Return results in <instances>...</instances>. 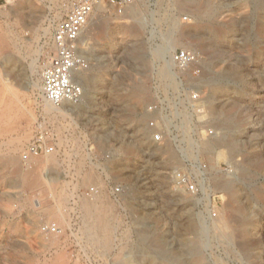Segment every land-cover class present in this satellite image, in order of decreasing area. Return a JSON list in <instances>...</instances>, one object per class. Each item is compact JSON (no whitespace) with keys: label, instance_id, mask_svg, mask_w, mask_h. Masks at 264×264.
<instances>
[{"label":"rangeland","instance_id":"obj_1","mask_svg":"<svg viewBox=\"0 0 264 264\" xmlns=\"http://www.w3.org/2000/svg\"><path fill=\"white\" fill-rule=\"evenodd\" d=\"M63 1H0V107L12 115L0 127V264H264V0H136L133 12L119 17L109 7L95 11L80 38L90 64L82 71V102L64 104L49 120L30 90L41 84L50 52V33L36 28L43 20L47 28L51 9ZM171 36L180 37L173 46ZM165 44L171 54L187 49L204 59L199 83L206 108L213 89L220 90L216 102L232 106L223 111L230 120L194 118L196 131L205 120L215 133L205 141L212 151H193L209 168L217 196L218 219L210 224L172 188L173 150L149 142L144 110L162 93L153 53ZM42 119L55 135L54 164L23 178L19 169L30 161L20 155ZM19 142L22 150L13 154ZM228 142L233 151L220 147ZM111 184L126 189L120 206ZM90 187L99 191L92 234L82 207ZM38 201L58 210L61 224L38 215ZM44 224L63 231L55 247L44 245ZM203 228L211 229L201 238Z\"/></svg>","mask_w":264,"mask_h":264},{"label":"built area","instance_id":"obj_2","mask_svg":"<svg viewBox=\"0 0 264 264\" xmlns=\"http://www.w3.org/2000/svg\"><path fill=\"white\" fill-rule=\"evenodd\" d=\"M6 3L7 0H0ZM136 0H71L62 4L64 15L51 23L47 45L50 52L41 71V97L55 108L64 104L80 105L82 87L76 83L75 74L89 67L88 59L82 54L81 34L89 24L100 2L108 5L115 16H122ZM203 58L198 53L179 49L170 55L174 86L160 87L151 103L145 107L149 115L146 128L149 142L156 147L169 146L178 159L171 171L172 188L184 195L194 205L195 211L210 224L218 219L216 195L210 189L212 175L207 165L195 155L194 148L215 135L211 128L201 123L195 130L194 118L206 116L204 95L199 83ZM55 135L45 119L35 125L34 135L20 155L23 163L33 158L50 156L57 152ZM226 170H224L225 172ZM98 189L90 187L82 194L93 198ZM126 189L121 184H111L110 196L121 205ZM210 226V225H209ZM39 231L45 237L60 236L62 230L55 224H44Z\"/></svg>","mask_w":264,"mask_h":264},{"label":"bare ground","instance_id":"obj_3","mask_svg":"<svg viewBox=\"0 0 264 264\" xmlns=\"http://www.w3.org/2000/svg\"><path fill=\"white\" fill-rule=\"evenodd\" d=\"M71 0H64L63 2H70ZM7 2L9 4H12L13 3V0H7ZM134 5V4H133ZM133 5L128 7L130 9V11L132 10L133 12ZM106 7H109L108 5L107 6H104L102 4V2L99 3L96 11L100 12V13H104L107 9ZM110 8V7H109ZM52 12L54 13L52 19L49 20L48 22V26L47 28H43L42 27V24H44L45 20L42 21V24L39 25V28H36V31H39V32H42L44 35H48L50 33V24H51V21H55V20H59L60 18V14L62 12H64V8L62 6V3L61 5L60 4H55L54 5V8L51 9ZM32 19V18H31ZM47 21V19H46ZM101 22H102V19L101 18H96V23L98 25H101ZM107 23V22H106ZM123 23V22H122ZM104 24V23H103ZM180 39V37H175V36H171L169 39H168V45L170 46H173L175 42H178V40ZM5 41V40H4ZM1 42V41H0ZM167 42V41H166ZM3 43V42H2ZM165 43V42H164ZM4 44V43H3ZM2 45V44H1ZM6 46V45H5ZM10 46V45H9ZM1 49V48H0ZM81 50L83 51V48L81 47ZM170 49L168 48L167 44L165 45H160L153 53V56L155 59H157L161 65L158 69V75H159V78H160V82H161V86L162 88H165V87H172L174 86V75L171 71V62H170ZM38 60H39V55L36 56V59L33 61V73H36L35 71V68L37 67L36 64L38 63ZM41 70V68H40ZM42 71V70H41ZM171 71V72H170ZM75 81L76 83H78L82 88H84L85 84H86V78L84 77L83 73L82 72H77L75 74ZM202 82V81H201ZM5 90H7L8 88H4ZM9 90V89H8ZM30 90L31 92L33 93V95H39V97H41V93H40V90H41V84L38 83V84H32L30 86ZM200 90H201V87H200ZM202 91V90H201ZM220 93V90L219 89H213L212 92H211V96L210 98H208V103H207V108L206 106L204 105V108L206 110V113L209 114L210 118L212 120H228L231 115H224L223 111L224 109H228L227 111H229L230 109H232V106L228 105L227 103H220L219 101L216 102V96ZM140 94V90L137 89L136 91V95L138 96ZM204 94V93H203ZM14 95V94H13ZM15 96V95H14ZM140 96V95H139ZM4 99V98H3ZM42 99V97H41ZM139 99V97H138ZM1 100V99H0ZM218 100V99H217ZM224 100V99H223ZM220 101H222V99H220ZM228 101V100H227ZM18 102V101H17ZM138 102V101H137ZM229 102V101H228ZM42 114L43 116H46L49 120L52 118L51 115L54 113V111H59V108H55L53 106H51L50 104H48L47 102H45L43 99H42ZM230 103V102H229ZM4 105V104H3ZM235 105V104H234ZM1 106V104H0ZM5 106V105H4ZM8 112H9V107L6 106L5 108H2L0 107V127L7 124L9 122V117H8ZM10 113V112H9ZM61 114V113H60ZM11 115V113H10ZM28 115V114H27ZM12 116V115H11ZM230 120V119H229ZM137 140V139H136ZM223 146H228L230 148L231 151L234 150V146L231 145L230 142L228 143H221L220 144V147H223ZM198 147L205 150V151H212V148L207 146L206 142H201L200 144H198ZM127 150L130 151V152H135L134 149L132 148V146L130 145H127ZM22 150V142H19L18 145L13 149V154ZM163 150V149H162ZM159 152V151H158ZM221 152V150H220ZM221 154V153H220ZM53 156L54 155H51V156H46L45 158H43L44 160L42 162H36L34 159H31L30 162H28L25 166V168H20L19 171L22 175V177H26V176H29L31 175L36 169L40 168V166H43V171H44V167H49L50 164H54V160H53ZM41 159V158H40ZM43 176V174H42ZM37 178V176H36ZM45 179V177H44ZM46 181V186H47V189L48 191L50 192L51 195H53L54 193V187L52 186L51 184V181L49 180V178L45 179ZM224 188L227 190V191H230L232 192L233 191V188L231 186H229V184H226V185H223ZM224 191V190H223ZM68 197V196H67ZM99 197V194L97 196H95V198L93 199H89V198H84L83 202H82V207L84 209V214H85V222H86V232H88L89 234H92L93 232V229H92V225L90 223V219L93 218L94 216V212L97 210L96 208V202H95V199H97ZM92 202V203H91ZM234 202V201H233ZM34 207H35V210H36V213L39 215L41 213H46L47 216L49 217V219H54V220H57V222L59 224H61L62 222V216H60L59 211L58 210H54V209H43L42 208V205L40 203V201H38L37 203L34 204ZM233 207V206H232ZM236 214V213H235ZM244 214V213H243ZM241 219V218H240ZM92 222V221H91ZM56 225V224H55ZM215 225V224H214ZM59 226V225H58ZM97 226V225H96ZM189 227V226H188ZM215 227V226H214ZM211 229V228H210ZM209 230H205L204 228L199 230L198 233L200 235V237L202 238L204 235H207L208 231ZM216 229V228H215ZM195 230V229H194ZM221 232V231H220ZM44 241H45V246L47 247H55L58 242H57V239H56V236H50V237H43ZM187 245V244H186Z\"/></svg>","mask_w":264,"mask_h":264}]
</instances>
